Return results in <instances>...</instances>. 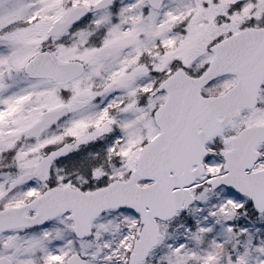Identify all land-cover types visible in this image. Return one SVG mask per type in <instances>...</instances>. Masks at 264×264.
<instances>
[{
	"label": "snow or ice",
	"instance_id": "snow-or-ice-1",
	"mask_svg": "<svg viewBox=\"0 0 264 264\" xmlns=\"http://www.w3.org/2000/svg\"><path fill=\"white\" fill-rule=\"evenodd\" d=\"M0 264H264V0H0Z\"/></svg>",
	"mask_w": 264,
	"mask_h": 264
}]
</instances>
